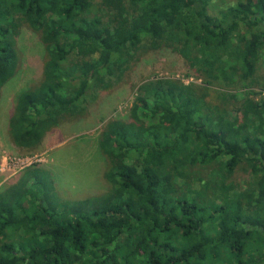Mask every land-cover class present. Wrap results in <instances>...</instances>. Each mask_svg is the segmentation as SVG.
<instances>
[{
    "label": "trees",
    "instance_id": "1",
    "mask_svg": "<svg viewBox=\"0 0 264 264\" xmlns=\"http://www.w3.org/2000/svg\"><path fill=\"white\" fill-rule=\"evenodd\" d=\"M93 1L0 0V97L17 67L20 23L46 52L41 81L16 97L9 118L16 145L34 147L81 111L88 91L119 79L140 48L173 49L225 85L255 81L264 0L215 15L210 0H101L106 19ZM235 112L207 106L183 83L144 82L129 119L98 139L108 192L61 200L41 168L0 192V264H264V97H245ZM243 162L252 181L237 190L230 176Z\"/></svg>",
    "mask_w": 264,
    "mask_h": 264
},
{
    "label": "rangeland",
    "instance_id": "2",
    "mask_svg": "<svg viewBox=\"0 0 264 264\" xmlns=\"http://www.w3.org/2000/svg\"><path fill=\"white\" fill-rule=\"evenodd\" d=\"M236 1L210 0L208 11L215 15L219 8ZM93 4V13L106 19L110 9L101 0H94ZM15 41L17 67L1 88L0 97V192L17 183L28 168L49 172L61 200H76L108 192L110 184L104 176L107 160L99 149V136L111 121L129 119L139 87L148 80L165 78L189 85L207 106L225 110L231 116L245 97H264V48L252 85L241 82L225 85L212 81L202 75L198 66H191L177 51L167 47L155 50L140 48L126 61L119 79H113L107 88L88 91L81 111L62 116L59 124L46 131L34 147H20L10 135L9 118L14 112L16 97L22 91L35 88L41 81L46 52L37 32L26 24H19ZM204 170L200 176L210 177L209 170ZM230 179L237 190L248 189L252 181L248 164L241 163ZM192 187L197 189L198 183ZM226 257L223 251V259Z\"/></svg>",
    "mask_w": 264,
    "mask_h": 264
}]
</instances>
